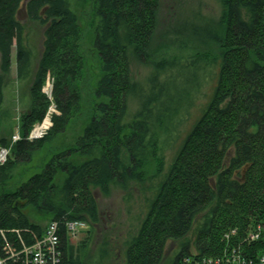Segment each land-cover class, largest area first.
<instances>
[{
	"label": "trees",
	"instance_id": "trees-1",
	"mask_svg": "<svg viewBox=\"0 0 264 264\" xmlns=\"http://www.w3.org/2000/svg\"><path fill=\"white\" fill-rule=\"evenodd\" d=\"M216 1L217 18L204 24L193 21L197 16L182 24L219 43L221 52L214 58L218 70L211 97L170 160L159 133H169L178 108L171 73L179 66L182 78L187 66L158 62L144 82L132 72L136 61L151 58L161 0H95V44L103 72L95 115L72 148L53 154L40 171L9 189L17 167L32 162L80 114L84 58L72 0H0V112L14 48L17 77L30 81L32 96L20 116L23 137L0 165V228L41 233L53 221L86 222L88 237L78 245L63 237L62 264H87L94 245L98 264H108L107 246L121 234L104 235L99 245L97 193L108 196L120 188L127 193L128 212L135 191L143 198L120 253L112 254L114 264H189L204 258L225 263L236 255L257 261L264 240H253L250 233L264 221V0ZM25 19L43 29L36 68ZM190 63L198 65L196 58ZM47 83L53 85L52 98L44 91ZM52 103L58 112L49 133L29 140ZM28 206L48 223L30 221ZM171 240L179 245L168 261Z\"/></svg>",
	"mask_w": 264,
	"mask_h": 264
},
{
	"label": "rangeland",
	"instance_id": "rangeland-1",
	"mask_svg": "<svg viewBox=\"0 0 264 264\" xmlns=\"http://www.w3.org/2000/svg\"><path fill=\"white\" fill-rule=\"evenodd\" d=\"M94 4L95 0H72V9L77 14L81 27L79 47L84 58V78L80 84L81 112L69 123L64 132L59 133L52 142L47 143L35 153L32 162L17 167L13 179L9 182V189H14L27 177L40 171L42 165L53 154L72 148L77 138L83 133L86 124L95 115L96 88L103 72L101 56L95 44ZM219 11L220 6L216 0H161L158 25L152 41L151 58L146 62L136 61L132 65L134 78L141 82L146 80L149 73L152 72L153 65L158 62L183 61L181 65L186 64L187 66L185 68L187 71L183 73L182 78H179L180 73H177L178 69L181 68L179 66H176L171 73L177 81L171 83L170 92L174 104L178 108L172 114L174 122L171 123L173 126L170 128L169 133H159L162 141L161 147L167 161L171 159L174 152L186 138L192 125L201 116L211 97L213 88L216 85L215 75L218 70L217 61L215 62L214 58H218L221 52L219 43L213 42L207 37L195 35L190 32V28L182 29V24L187 23V21L190 22L191 19L197 16L199 18L193 21L205 24L208 18H217ZM24 21L33 53V67L36 68L40 58L43 29L38 23L27 19ZM193 58L197 59V66L190 63ZM10 68L11 71L3 88L4 101L0 112V154L3 149H7L8 152H6V158L2 161L3 163L0 162V165L12 156L15 146L23 137L20 116L30 108L32 100L30 81L28 79H18L17 77V53L15 48L12 52ZM52 89L53 85L51 83L44 86V91L49 97H52ZM135 105L136 103L134 107H131L130 113L134 112ZM97 115L101 116V113L98 112ZM49 131L50 129L47 133ZM15 137L18 138L15 139ZM27 138L30 139L29 134ZM76 159L78 161L80 159L84 160L85 157H76ZM126 194V191L120 188H114L108 196L97 193L102 212L101 225L98 229L100 233L99 245L102 243L104 235L117 237L116 235L121 234L119 238L112 239L107 246L111 257L115 252L120 253V246H122L120 242L124 240V235H126L129 227L140 213V204L143 198L140 192L135 191L133 195L131 212H128L129 207L125 200ZM25 212L32 222L41 225L48 223L49 218L32 206H28ZM88 230L89 227L75 235L74 245H78L88 237ZM178 245V240L169 242L166 260L169 261L173 258ZM94 247L87 264H98L99 247L96 245ZM111 257L108 264H114V259Z\"/></svg>",
	"mask_w": 264,
	"mask_h": 264
},
{
	"label": "built area",
	"instance_id": "built-area-1",
	"mask_svg": "<svg viewBox=\"0 0 264 264\" xmlns=\"http://www.w3.org/2000/svg\"><path fill=\"white\" fill-rule=\"evenodd\" d=\"M55 112H57L56 107L52 105L43 121L35 125L32 129V132L29 134L31 140L43 138L47 134L48 129L51 127L52 116ZM16 138L18 137H15V139ZM5 158L6 150H3L0 154V161H3ZM81 223L80 221H74L70 223L71 226L68 228L72 231ZM58 225L59 223L57 221L50 222L31 243L25 242V238L22 234L16 231L19 233L18 235L16 234L15 241L22 242L24 247L19 251H12L11 253L4 247L6 235L8 236L11 231L3 230L0 234V250L3 254L0 256V264H15L11 262V260L18 261L20 259L27 264H60L63 251L62 242L58 234ZM30 233L31 232H28V234ZM250 237L253 240H264V221L256 225V228L250 233ZM189 264H264V252L259 255L257 261L248 257L242 258L241 255H236L227 258L225 263L223 261L221 263L217 260L204 258L200 262L194 260Z\"/></svg>",
	"mask_w": 264,
	"mask_h": 264
},
{
	"label": "bare ground",
	"instance_id": "bare-ground-1",
	"mask_svg": "<svg viewBox=\"0 0 264 264\" xmlns=\"http://www.w3.org/2000/svg\"><path fill=\"white\" fill-rule=\"evenodd\" d=\"M132 72H133V70H132ZM31 132L32 131H30L29 134ZM32 140H37V139H32ZM72 222H74V221H72V220L66 221V223L65 222L59 223V225L57 226L58 227V234H59L61 242H63V237L65 236V238H67L70 243L74 244L75 243L74 241H76V240H74L75 235L78 234L79 232H82V230L88 229V227H89L86 222H82L79 226H77L74 230L71 231V230H69L68 227L71 226L70 223H72ZM3 230H4L3 228H0V234ZM10 231L11 232L8 234V236L6 235V238L4 240V247L7 249V251L9 253H11L12 251H15V252L19 251L24 247L22 242L15 241L16 234L18 235L19 232L25 238V242H27V243H31L32 241H34L39 236V233L36 232L32 228H13ZM16 231H19V232H16ZM28 232H31V233L28 234ZM2 255L3 254L0 250V256H2ZM11 262H13L15 264H27L22 259H20L18 261L11 260ZM62 262H63V252H62L60 264H62Z\"/></svg>",
	"mask_w": 264,
	"mask_h": 264
}]
</instances>
